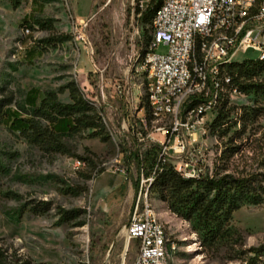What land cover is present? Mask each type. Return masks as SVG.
Returning a JSON list of instances; mask_svg holds the SVG:
<instances>
[{
    "label": "rangeland",
    "instance_id": "374dc122",
    "mask_svg": "<svg viewBox=\"0 0 264 264\" xmlns=\"http://www.w3.org/2000/svg\"><path fill=\"white\" fill-rule=\"evenodd\" d=\"M143 9L139 0H0V264H133L137 244H127L125 227L139 197L175 245L173 264H264L256 252L264 202L234 211L212 238L179 213L175 189L151 187L154 175L141 171L136 192L139 172L126 161L138 145L143 157L158 146L185 178L254 167L264 154L261 51L233 56L259 63L232 68L219 123L214 102L173 134L171 119L148 107L143 58L154 15L141 22ZM33 87L56 91L63 104L74 103L71 92L82 98L73 131L58 135L43 118L35 130L10 128L7 110L33 114L25 102Z\"/></svg>",
    "mask_w": 264,
    "mask_h": 264
},
{
    "label": "built area",
    "instance_id": "2783aa9c",
    "mask_svg": "<svg viewBox=\"0 0 264 264\" xmlns=\"http://www.w3.org/2000/svg\"><path fill=\"white\" fill-rule=\"evenodd\" d=\"M139 1L142 8L150 2ZM254 2L255 0H165V7L154 19L155 41L151 44V50L148 51L146 63L143 65V70H149L150 96L155 105V115L168 114L171 95L183 84L198 85L202 67L210 69V80H205L203 86L204 95L213 94V99L208 103L199 104L189 110L184 108L181 124L176 125V129H171L173 134L178 135L189 124L184 119H195L194 115L202 114L216 102L214 71L217 60L235 55L238 51L246 53L254 50L260 54L264 49L263 11L262 17L252 18L247 21L246 26L236 23V30H229V38L220 39L213 55H202L203 38L214 25L223 24L224 29H228V21H234V16L244 13L246 9H253ZM159 44L168 46V51L158 53ZM226 75L230 84L231 77L228 72ZM81 166L82 161L76 160L75 167ZM186 175L192 177L195 174ZM125 228L127 243L137 244L133 264H168L162 250V236L149 220L148 207H143L140 197Z\"/></svg>",
    "mask_w": 264,
    "mask_h": 264
},
{
    "label": "trees",
    "instance_id": "16d2710c",
    "mask_svg": "<svg viewBox=\"0 0 264 264\" xmlns=\"http://www.w3.org/2000/svg\"><path fill=\"white\" fill-rule=\"evenodd\" d=\"M161 3L162 0H150L141 11L140 21L146 23L151 16L155 15ZM32 54L33 50H30L29 56ZM260 59L257 58L258 61H264V59ZM248 61H232L223 67L225 72L228 70L226 67H229L232 76H230L231 81L235 80L232 68L243 69L247 64L259 63L255 60ZM57 94L56 91L51 90L43 93L38 88L29 89L25 96V102L32 109L33 114L24 117L19 110L10 112L7 110L5 112L7 117L4 121L9 124L13 131L25 132L30 129L35 130L39 125L36 118H43L48 120L49 127L54 133L58 135L69 134L80 122V119L74 115L77 105L82 102V98L71 92L74 103L63 104L58 100ZM224 97L222 91L216 97V103L221 105V111L214 123H219L222 119L226 104ZM211 99H213V94L208 96L197 94L188 99L185 110L195 108L202 103H208ZM47 111H50L49 115L46 114ZM88 126L93 127V122H90ZM158 148V146L151 148L145 157L142 156L138 145L129 150L130 153L126 156L128 168L130 169L132 165H135L139 172L138 177L133 180L135 191L138 192L141 188V171L147 178L154 175L151 187L153 185L159 187L168 185L175 189L180 198L179 213L185 211L186 217L194 221V227L205 231L212 238L221 234L223 226L230 221L234 211L245 205L258 206L264 202V154L259 155L254 167L248 171H241L237 175L226 173L203 176L199 174L195 177L185 178L175 170L167 157H159ZM256 252L259 255L264 254V247L257 248Z\"/></svg>",
    "mask_w": 264,
    "mask_h": 264
},
{
    "label": "bare ground",
    "instance_id": "6f19581e",
    "mask_svg": "<svg viewBox=\"0 0 264 264\" xmlns=\"http://www.w3.org/2000/svg\"><path fill=\"white\" fill-rule=\"evenodd\" d=\"M165 7V0L158 10L156 11L153 18L152 25V38L150 44L148 45L147 51L145 52L144 65L146 63L148 51L151 50V44L155 41V31H154V19L156 16L160 15V10ZM264 11V0H255L253 9H246L244 13L234 16V21H228V29H224L223 24H215L213 29L208 32V35L203 38L202 41V55H213L215 53L216 46L221 38H229V30H236V23L239 26H246L247 21L252 18H260ZM233 56H229L223 59H219L216 62V67L214 71V93L218 96V93L224 91L226 85H229V77L227 72L224 70V66L233 61ZM261 59H264V49L261 50ZM260 59V60H261ZM145 72V71H144ZM147 73V83H148V97H149V108L150 113L156 118H169L172 122L171 129H176V125L181 124L183 110L185 108L186 101L190 99L193 95L204 94L205 80H210V69L209 67H202L200 70V76H198V85L195 83L183 84L176 92H173L169 102V109L167 113H159L155 115V105H153V100L150 96L151 83L149 82V70ZM146 76V75H145ZM147 93V92H146ZM192 177H195L192 176ZM149 220L154 223L155 230L162 236V250L164 252L165 260L168 264H173L171 259V253L175 248V245L170 241L167 232L162 225V223L156 218L151 212L148 211ZM128 244V243H127ZM127 246V245H126Z\"/></svg>",
    "mask_w": 264,
    "mask_h": 264
}]
</instances>
